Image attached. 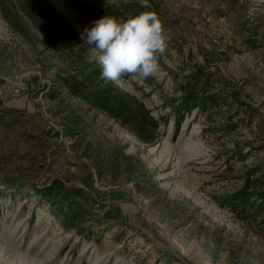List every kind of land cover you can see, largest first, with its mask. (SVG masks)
Listing matches in <instances>:
<instances>
[{
  "label": "rangeland",
  "instance_id": "374dc122",
  "mask_svg": "<svg viewBox=\"0 0 264 264\" xmlns=\"http://www.w3.org/2000/svg\"><path fill=\"white\" fill-rule=\"evenodd\" d=\"M49 1L76 27L82 49L55 51L15 0H0V264H264V237L219 205L246 168L264 169V0H155L168 42L151 86L133 74L96 77L99 53L84 35L93 21L66 0ZM198 68L218 88L238 90L258 110L253 120L229 136L221 129L237 105L211 119L194 110L175 120L170 104ZM72 75L137 119L71 96L60 82ZM237 143L245 161L234 157ZM59 185L119 207L123 226L97 227L92 238L61 226L37 196Z\"/></svg>",
  "mask_w": 264,
  "mask_h": 264
},
{
  "label": "trees",
  "instance_id": "16d2710c",
  "mask_svg": "<svg viewBox=\"0 0 264 264\" xmlns=\"http://www.w3.org/2000/svg\"><path fill=\"white\" fill-rule=\"evenodd\" d=\"M66 1L70 7L79 11L88 21L98 20L105 15L126 21L131 16L148 11L155 13L162 23L165 16L161 11V6L155 0H149L148 8L142 7L140 0L118 4H112L110 0ZM15 3L17 12L29 20L43 41L55 51L65 53L83 48V39L76 27L49 0H15ZM14 28L21 32L18 26H14ZM246 42L255 47L257 38L248 37ZM157 57V62L163 64L162 53H158ZM101 72H95V76H101ZM142 80L145 84L152 85L153 81L149 77ZM216 80L218 82L219 79ZM89 82L86 76L80 79L78 76L72 75L70 78L62 79L60 83L63 86L62 89H65L73 97L88 102L95 101L93 102L95 106L125 117L127 120L137 119L136 115L130 113L131 111L128 113L110 96L98 91L89 93L87 91ZM179 90L178 99L170 104L175 120H181L194 110H198L202 115L211 119V114L220 111L224 105L229 107L237 105L238 109L235 114L228 116L225 127L221 129L224 136L231 135L237 130L240 123L251 122L255 112L258 111L253 105L242 100L238 90L234 91L224 86L218 88L212 74L202 68L193 71L179 86ZM59 92L58 89H53L48 93V96L51 100H58ZM236 117L237 121H235ZM149 125L157 128L155 121H151ZM234 148V157L245 161L248 153H243L238 147V143L234 145ZM239 179L242 181L241 187L224 194L219 200V205L227 208L238 221L250 226L256 233L264 237V169L259 165L248 167ZM2 186L8 187L9 190L17 192L19 195L23 193L21 185L16 181H4ZM37 196L40 203L49 204L51 215L61 226L69 231H74L80 237L92 238L96 233L95 228L103 227L108 223L123 226V214L119 207L93 204L91 194L83 188H72L66 185L53 186ZM121 234L124 235V231ZM123 237H118L117 242L121 244ZM164 259L171 263L173 257L167 254Z\"/></svg>",
  "mask_w": 264,
  "mask_h": 264
},
{
  "label": "clouds",
  "instance_id": "9594fccd",
  "mask_svg": "<svg viewBox=\"0 0 264 264\" xmlns=\"http://www.w3.org/2000/svg\"><path fill=\"white\" fill-rule=\"evenodd\" d=\"M144 8L149 0H140ZM86 43L97 51L101 77L117 81L125 74L146 79L158 69L157 54L164 52L167 37L153 12H141L126 21L105 15L85 28Z\"/></svg>",
  "mask_w": 264,
  "mask_h": 264
}]
</instances>
